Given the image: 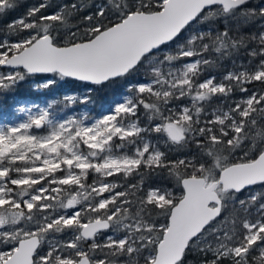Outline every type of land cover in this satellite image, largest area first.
<instances>
[{"label": "snow or ice", "instance_id": "obj_1", "mask_svg": "<svg viewBox=\"0 0 264 264\" xmlns=\"http://www.w3.org/2000/svg\"><path fill=\"white\" fill-rule=\"evenodd\" d=\"M60 81L100 113L0 123V264H264V0H35L0 106Z\"/></svg>", "mask_w": 264, "mask_h": 264}, {"label": "rangeland", "instance_id": "obj_2", "mask_svg": "<svg viewBox=\"0 0 264 264\" xmlns=\"http://www.w3.org/2000/svg\"><path fill=\"white\" fill-rule=\"evenodd\" d=\"M35 1V0H32ZM19 18V17H18ZM33 90V95L30 98L18 99L11 102L6 108H0V123H17L26 119L25 113H19L16 108L19 106L31 107L33 112L40 107H47L53 100L57 101L53 105L52 111L54 118L64 119L70 115L82 117L84 113H89L93 117L99 115L100 109L96 105H81L74 104L67 108L64 107L63 97L65 95H75L80 97L85 92L83 88H76L72 83H65L60 81L58 85L51 91Z\"/></svg>", "mask_w": 264, "mask_h": 264}, {"label": "trees", "instance_id": "obj_3", "mask_svg": "<svg viewBox=\"0 0 264 264\" xmlns=\"http://www.w3.org/2000/svg\"><path fill=\"white\" fill-rule=\"evenodd\" d=\"M32 0H19L20 6L16 8L14 11L10 12L6 18L0 19V26L7 24L8 22L21 17L27 11V8L34 3ZM231 67L230 62H225V68L220 69V71H224L227 68ZM218 74V73H217ZM35 79V78H34ZM33 95V90L31 88H21L14 97H9L7 101L0 106V108H6L11 102L16 101L18 99L30 98Z\"/></svg>", "mask_w": 264, "mask_h": 264}]
</instances>
